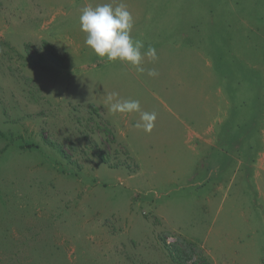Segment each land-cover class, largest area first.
<instances>
[{"label": "rangeland", "instance_id": "1", "mask_svg": "<svg viewBox=\"0 0 264 264\" xmlns=\"http://www.w3.org/2000/svg\"><path fill=\"white\" fill-rule=\"evenodd\" d=\"M105 3L144 73L86 45ZM0 264H264V0H0Z\"/></svg>", "mask_w": 264, "mask_h": 264}, {"label": "clouds", "instance_id": "2", "mask_svg": "<svg viewBox=\"0 0 264 264\" xmlns=\"http://www.w3.org/2000/svg\"><path fill=\"white\" fill-rule=\"evenodd\" d=\"M79 23L81 31L87 34L86 45L107 61L128 62L138 73H144L142 64L145 57L151 61L158 60L155 47L148 45L145 50L144 41L131 35L134 18L124 3L115 7L111 3L86 6L81 12ZM147 74L155 77L158 72L153 68L148 69ZM107 102L112 114L139 113L136 128L150 133L155 127L157 113L142 110L139 100L118 98L117 93H112L108 95Z\"/></svg>", "mask_w": 264, "mask_h": 264}, {"label": "trees", "instance_id": "3", "mask_svg": "<svg viewBox=\"0 0 264 264\" xmlns=\"http://www.w3.org/2000/svg\"><path fill=\"white\" fill-rule=\"evenodd\" d=\"M52 55H55V53L54 52H52ZM105 160V159H104ZM181 253H182V250H180V248H177V251H176V255L178 256V257H181ZM189 253V252H188ZM188 256H190V255H192V253H189V254H187Z\"/></svg>", "mask_w": 264, "mask_h": 264}]
</instances>
